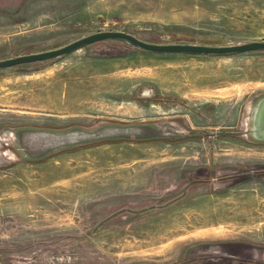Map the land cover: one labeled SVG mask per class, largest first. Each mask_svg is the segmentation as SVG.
Masks as SVG:
<instances>
[{
	"label": "rangeland",
	"instance_id": "374dc122",
	"mask_svg": "<svg viewBox=\"0 0 264 264\" xmlns=\"http://www.w3.org/2000/svg\"><path fill=\"white\" fill-rule=\"evenodd\" d=\"M106 29L264 39V0H0V58ZM262 96L264 49L105 38L0 68V263L264 264ZM31 130L86 136L37 146Z\"/></svg>",
	"mask_w": 264,
	"mask_h": 264
},
{
	"label": "water",
	"instance_id": "95a60500",
	"mask_svg": "<svg viewBox=\"0 0 264 264\" xmlns=\"http://www.w3.org/2000/svg\"><path fill=\"white\" fill-rule=\"evenodd\" d=\"M120 38L130 43L150 51H174V52H192L205 54H227L236 53L252 49H264V39H251L230 44H205L192 42H152L143 40L136 35L119 29L97 30L80 37H77L65 44L57 47L44 49L40 51L28 52L0 58V68L20 62L43 60L56 57L70 52L89 42L105 39ZM108 130H116L111 128ZM106 131V130H105ZM252 136L256 139L264 140V96L260 97L254 107L251 123ZM29 134V136H28ZM86 136L85 132L68 131L64 133L43 132V131H25L23 141L27 144H37V146L50 145L65 139ZM29 137V138H27ZM1 264V263H0Z\"/></svg>",
	"mask_w": 264,
	"mask_h": 264
},
{
	"label": "bare ground",
	"instance_id": "6f19581e",
	"mask_svg": "<svg viewBox=\"0 0 264 264\" xmlns=\"http://www.w3.org/2000/svg\"><path fill=\"white\" fill-rule=\"evenodd\" d=\"M28 136H29V134H28ZM27 138H29V137H27ZM198 225V224H197ZM232 229V228H231ZM222 230V229H221ZM171 234V233H170ZM174 235V234H173Z\"/></svg>",
	"mask_w": 264,
	"mask_h": 264
}]
</instances>
